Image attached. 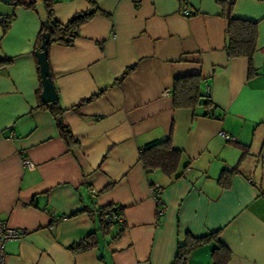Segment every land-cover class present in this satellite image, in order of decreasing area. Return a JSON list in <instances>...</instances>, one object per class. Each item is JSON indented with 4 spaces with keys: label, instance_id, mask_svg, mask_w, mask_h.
I'll list each match as a JSON object with an SVG mask.
<instances>
[{
    "label": "crops",
    "instance_id": "1",
    "mask_svg": "<svg viewBox=\"0 0 264 264\" xmlns=\"http://www.w3.org/2000/svg\"><path fill=\"white\" fill-rule=\"evenodd\" d=\"M91 8L70 46L47 51L69 148L41 106L43 1L0 0V59H11L0 67V221L26 231L5 244L3 264H173L180 244L212 234L185 264H214L218 253H229L226 264H264V0L53 4L61 23ZM227 13L256 23L251 61L227 56ZM189 76L200 77L201 97L175 107L174 81ZM165 138L181 152L172 176L139 161ZM109 205L122 221L104 235L96 215ZM92 233L95 247L68 249Z\"/></svg>",
    "mask_w": 264,
    "mask_h": 264
},
{
    "label": "trees",
    "instance_id": "2",
    "mask_svg": "<svg viewBox=\"0 0 264 264\" xmlns=\"http://www.w3.org/2000/svg\"><path fill=\"white\" fill-rule=\"evenodd\" d=\"M16 4L24 5L28 8H34V0H11ZM46 16L42 20L39 31V46L43 33L49 34L48 47L51 44L62 46H70L74 40L79 36L80 27L91 19L96 13L97 8H91L86 11L74 14L67 22L61 23L56 20L53 12L54 0H42ZM228 26H227V44L226 53L229 58L246 57L251 61L252 56L256 50V23L248 20H242L231 17L227 13ZM8 19L3 21V31L9 27ZM11 62V59H0V67L5 66ZM251 67V66H250ZM127 71L123 73L125 76ZM200 77L189 76L174 81L173 86V99L175 107L193 106L198 102L201 97L199 91ZM91 98L83 101H88ZM208 103V102H207ZM47 107L55 119L59 135L67 145L71 148L75 144L70 129L63 123V113L66 109L61 107L58 101L47 104H41ZM246 152L243 153L245 155ZM181 160V152L174 149L170 138H165L160 141H155L145 147L139 153V161L142 163L144 169L149 172L151 170H160L167 176L176 174ZM230 171H223L218 182L221 183L227 173ZM122 209L112 205L102 207L97 212L98 230L104 235L108 234L109 230L115 225H121V220L112 219V216H122ZM122 231V230H121ZM119 235V234H118ZM197 237L190 241L182 243L178 246L173 264H185L189 252L204 243L211 237ZM97 245V235L92 233L87 237L71 244L68 249L72 253H79L91 249ZM220 251L218 248L216 250ZM229 259V253H218L214 255V264H226Z\"/></svg>",
    "mask_w": 264,
    "mask_h": 264
},
{
    "label": "built area",
    "instance_id": "3",
    "mask_svg": "<svg viewBox=\"0 0 264 264\" xmlns=\"http://www.w3.org/2000/svg\"><path fill=\"white\" fill-rule=\"evenodd\" d=\"M182 13L184 15H188L189 12L186 9L182 10ZM3 21H5V19H2ZM221 136L225 139V140H231L230 135L222 132ZM22 164L28 168H30L32 166V163L30 161L29 158L27 157H22L21 158ZM152 188V194H153V198L157 204V214L161 215L163 213V208H162V203H161V199H160V194H161V187L157 184H153L151 186ZM91 195H95V191L91 190ZM112 219H117V220H121L122 216H112ZM26 235V231L24 230H19V229H15L10 227L9 225H7L5 222L0 221V264L4 263V259H5V244L8 241L11 240H18L23 238Z\"/></svg>",
    "mask_w": 264,
    "mask_h": 264
},
{
    "label": "water",
    "instance_id": "4",
    "mask_svg": "<svg viewBox=\"0 0 264 264\" xmlns=\"http://www.w3.org/2000/svg\"><path fill=\"white\" fill-rule=\"evenodd\" d=\"M6 2L7 0H1ZM48 43H49V34L43 33L41 38L40 47L35 52V56L37 58V62L39 65V73L42 90L40 93V100L42 103H51L57 101L58 94L51 77L48 59H47V51H48Z\"/></svg>",
    "mask_w": 264,
    "mask_h": 264
}]
</instances>
